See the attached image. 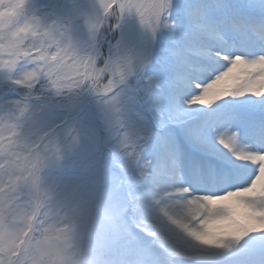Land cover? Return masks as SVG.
Masks as SVG:
<instances>
[{
	"label": "clouds",
	"instance_id": "9594fccd",
	"mask_svg": "<svg viewBox=\"0 0 264 264\" xmlns=\"http://www.w3.org/2000/svg\"><path fill=\"white\" fill-rule=\"evenodd\" d=\"M49 4L31 0L32 15L23 17L19 0H0V84L10 82L19 95L0 104V264H203L197 253L209 249L172 217L191 224L186 206L231 200L248 189L264 193V152L234 154L256 168L255 177L245 189L201 196L203 204L182 175L163 189L144 187L146 177L130 178L115 145L87 126L90 104L97 123L104 117L95 90L119 84L115 62L100 64L83 40L110 17L120 25L113 8L118 12L121 0H59L63 15ZM75 7L86 15H69ZM85 63L87 76L73 74ZM187 71L198 87L211 67L194 58ZM223 243L210 250L223 257L219 264H264V248L228 252Z\"/></svg>",
	"mask_w": 264,
	"mask_h": 264
},
{
	"label": "snow or ice",
	"instance_id": "6c2138e0",
	"mask_svg": "<svg viewBox=\"0 0 264 264\" xmlns=\"http://www.w3.org/2000/svg\"><path fill=\"white\" fill-rule=\"evenodd\" d=\"M19 3V15H32L31 0ZM49 7L64 14L59 0H50ZM113 11L121 20L118 27L110 17L99 33L83 40L100 64L113 61L118 69L119 87L94 89L102 97L96 104L105 111L97 123L89 105L92 134L103 132L126 175L147 178L144 187L163 189L171 177L187 175L204 186L193 190L200 204L201 196L247 188L256 168L234 154L264 152V117L251 118L255 102L264 105V0H121L120 10ZM69 15L84 16L86 10L75 7ZM73 28L82 35L78 25ZM194 58L211 67L198 87L187 71ZM87 67L78 64L72 72L87 76ZM18 99L10 82L0 84V104ZM258 110L264 113V107ZM133 183L140 192V182ZM184 212L193 223L178 217L171 222L209 249L197 253L203 264L223 259L210 251L217 240L228 252L264 248V193L258 189L198 209L186 206Z\"/></svg>",
	"mask_w": 264,
	"mask_h": 264
},
{
	"label": "rangeland",
	"instance_id": "374dc122",
	"mask_svg": "<svg viewBox=\"0 0 264 264\" xmlns=\"http://www.w3.org/2000/svg\"><path fill=\"white\" fill-rule=\"evenodd\" d=\"M231 2H232V3H237V0H231ZM156 67H159V65H156ZM255 104H256V106H257V112L260 113V115L256 118V119L258 120V119H261L262 117H264V116H263V113L259 112V110H258L260 107H264V105H262V103H261L260 101H256ZM184 180H185V183H186L187 185L193 187L192 182L186 177V175H185V177H184Z\"/></svg>",
	"mask_w": 264,
	"mask_h": 264
}]
</instances>
